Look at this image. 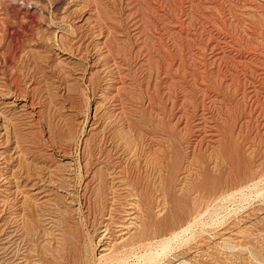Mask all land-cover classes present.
Listing matches in <instances>:
<instances>
[{
  "label": "rangeland",
  "instance_id": "rangeland-1",
  "mask_svg": "<svg viewBox=\"0 0 264 264\" xmlns=\"http://www.w3.org/2000/svg\"><path fill=\"white\" fill-rule=\"evenodd\" d=\"M10 89L0 264H264V0H0Z\"/></svg>",
  "mask_w": 264,
  "mask_h": 264
},
{
  "label": "bare ground",
  "instance_id": "bare-ground-1",
  "mask_svg": "<svg viewBox=\"0 0 264 264\" xmlns=\"http://www.w3.org/2000/svg\"><path fill=\"white\" fill-rule=\"evenodd\" d=\"M25 2V1H24ZM23 4V2H22ZM82 19V18H81ZM11 90V89H10ZM9 93V92H8ZM0 97H8L9 100H4V103H8L7 107L10 108H14V107H18L20 105H25L28 102V93L25 91V93L23 91H18L16 89H13L10 91V94L2 93L0 94ZM24 102L22 104H20L21 102ZM35 114V113H34ZM1 115V112H0ZM3 128V127H2ZM116 136V135H115ZM14 141V140H13ZM78 165V164H77ZM79 166V165H78ZM36 189V188H35ZM102 243V242H101Z\"/></svg>",
  "mask_w": 264,
  "mask_h": 264
}]
</instances>
